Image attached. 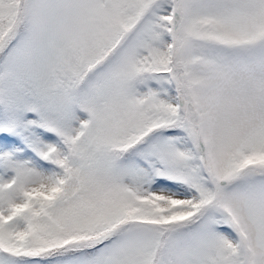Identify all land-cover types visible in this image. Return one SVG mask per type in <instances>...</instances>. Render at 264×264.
Here are the masks:
<instances>
[{"label":"snow or ice","instance_id":"1","mask_svg":"<svg viewBox=\"0 0 264 264\" xmlns=\"http://www.w3.org/2000/svg\"><path fill=\"white\" fill-rule=\"evenodd\" d=\"M0 264H264V0H0Z\"/></svg>","mask_w":264,"mask_h":264}]
</instances>
